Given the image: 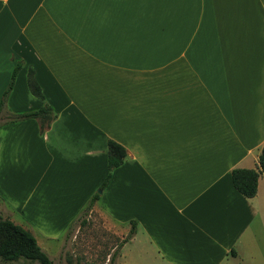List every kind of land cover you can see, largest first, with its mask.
I'll return each instance as SVG.
<instances>
[{"label": "crops", "instance_id": "obj_1", "mask_svg": "<svg viewBox=\"0 0 264 264\" xmlns=\"http://www.w3.org/2000/svg\"><path fill=\"white\" fill-rule=\"evenodd\" d=\"M2 101L0 201L53 262L96 214L136 224L114 264H264V174L232 179L264 148V0H0Z\"/></svg>", "mask_w": 264, "mask_h": 264}, {"label": "trees", "instance_id": "obj_2", "mask_svg": "<svg viewBox=\"0 0 264 264\" xmlns=\"http://www.w3.org/2000/svg\"><path fill=\"white\" fill-rule=\"evenodd\" d=\"M19 71V66L15 69L10 89L6 92L5 97L8 96L10 90L13 87L14 80ZM29 87L31 92L38 97H42V91L37 82L30 78ZM4 102L0 106V112L4 106ZM52 109L49 106H44L39 110L28 111L22 114L14 115L11 121H19L30 118H38L42 122V126H49L53 117L51 116ZM127 158L126 149L116 143L113 140L108 142V165L110 170H114L120 167ZM260 169H235L232 173L233 184L235 188L246 198H253L258 191V179L261 174H264V148L262 149L259 157ZM110 177L107 179L103 187L107 185ZM98 199L96 195L91 202V206ZM136 233V224H133L129 235L117 246V249H121ZM116 254V253H115ZM115 254L112 257V261L115 259ZM25 260L29 262H37L39 264H56L51 260L48 254L43 251L39 246L35 236L22 226L15 224L10 219L0 220V261L4 262H17Z\"/></svg>", "mask_w": 264, "mask_h": 264}, {"label": "rangeland", "instance_id": "obj_3", "mask_svg": "<svg viewBox=\"0 0 264 264\" xmlns=\"http://www.w3.org/2000/svg\"><path fill=\"white\" fill-rule=\"evenodd\" d=\"M7 206L0 201V220L13 218V213L10 211L12 207L9 205ZM16 214L18 213L16 212ZM16 217L19 216L16 215ZM14 219L18 220L19 218ZM76 219L77 218H75L73 222H75ZM69 236L67 242L65 241V238L63 239L66 243V248L61 250V252L59 250H57V253L54 252L53 259L58 264H114V261H112L113 255L116 253V258L122 250V248L121 250L119 249V245L122 242L121 239L108 231L105 228L104 221L96 214L91 215L87 222L79 223L75 226L73 233L71 235L69 234ZM42 241L43 240L41 239L39 240L41 243ZM125 245L127 246L124 251L128 256L127 259L123 258L122 262L126 263V261H129V256L132 255V245L129 241ZM117 246L119 247L118 249ZM0 264L39 263L20 260L17 262L0 261Z\"/></svg>", "mask_w": 264, "mask_h": 264}]
</instances>
